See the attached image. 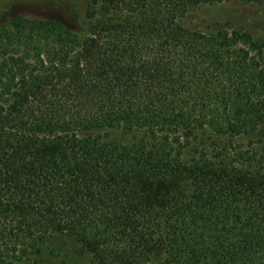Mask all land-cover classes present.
Segmentation results:
<instances>
[{"label":"trees","instance_id":"trees-1","mask_svg":"<svg viewBox=\"0 0 264 264\" xmlns=\"http://www.w3.org/2000/svg\"><path fill=\"white\" fill-rule=\"evenodd\" d=\"M86 0V34L0 23V264L55 238L92 264H264L263 46L187 30L203 5ZM121 133L139 137L122 145Z\"/></svg>","mask_w":264,"mask_h":264},{"label":"rangeland","instance_id":"rangeland-1","mask_svg":"<svg viewBox=\"0 0 264 264\" xmlns=\"http://www.w3.org/2000/svg\"><path fill=\"white\" fill-rule=\"evenodd\" d=\"M86 0H0V23L23 16L28 19H52L86 34ZM184 27L193 32L210 33L217 27L230 26L250 34L263 46L262 66L264 68V5L228 1L203 5L191 10L183 20ZM139 137L121 133L110 134L109 139L122 145L134 143ZM264 144L259 136L233 140L236 150L252 152ZM42 264H92L91 256L81 252L79 245L69 238H55L49 242L40 256ZM161 258H154L151 264H158Z\"/></svg>","mask_w":264,"mask_h":264}]
</instances>
